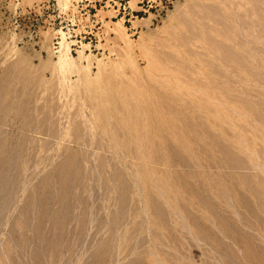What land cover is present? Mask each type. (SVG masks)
<instances>
[{
  "label": "rangeland",
  "instance_id": "rangeland-1",
  "mask_svg": "<svg viewBox=\"0 0 264 264\" xmlns=\"http://www.w3.org/2000/svg\"><path fill=\"white\" fill-rule=\"evenodd\" d=\"M0 264H264V0H0Z\"/></svg>",
  "mask_w": 264,
  "mask_h": 264
},
{
  "label": "bare ground",
  "instance_id": "bare-ground-1",
  "mask_svg": "<svg viewBox=\"0 0 264 264\" xmlns=\"http://www.w3.org/2000/svg\"><path fill=\"white\" fill-rule=\"evenodd\" d=\"M248 254V253H247Z\"/></svg>",
  "mask_w": 264,
  "mask_h": 264
}]
</instances>
